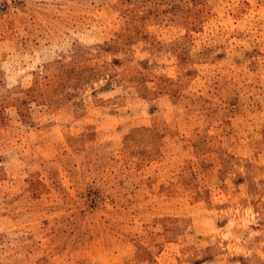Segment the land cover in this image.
Listing matches in <instances>:
<instances>
[{"label":"rangeland","instance_id":"1","mask_svg":"<svg viewBox=\"0 0 264 264\" xmlns=\"http://www.w3.org/2000/svg\"><path fill=\"white\" fill-rule=\"evenodd\" d=\"M0 264H264V0H0Z\"/></svg>","mask_w":264,"mask_h":264}]
</instances>
